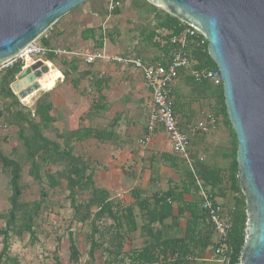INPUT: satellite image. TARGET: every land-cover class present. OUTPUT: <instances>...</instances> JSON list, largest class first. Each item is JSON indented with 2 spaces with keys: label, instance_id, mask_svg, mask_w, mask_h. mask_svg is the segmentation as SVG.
I'll return each instance as SVG.
<instances>
[{
  "label": "rangeland",
  "instance_id": "rangeland-1",
  "mask_svg": "<svg viewBox=\"0 0 264 264\" xmlns=\"http://www.w3.org/2000/svg\"><path fill=\"white\" fill-rule=\"evenodd\" d=\"M120 2L119 12L109 14L106 8L107 0H90L61 17L41 35L48 38V45L73 52L72 54L53 56L52 60H47L46 56L32 57L29 65H27L28 62L26 63L23 60V67L30 66L33 68L35 66L36 68L33 70L39 68L43 62L49 61L48 67L50 69L52 67L55 80H59V82L55 83V87L50 90H35L27 96V99L23 100L18 98L17 91L12 86L17 81L18 74L15 76L14 82L10 84L11 90L19 100V106L16 108L24 113L29 111L31 118L33 117L32 113L37 99L43 93H49V99L55 104V107L51 110L54 121L48 124L46 128L41 126L42 133L49 139L61 143L62 136H60V133L67 132L75 126L92 129L102 128L104 124L111 126L115 115L111 118L110 114L121 106L112 103L113 109L104 113L99 109V111L90 110L92 108L89 105L92 106L96 103L97 106H100L103 102L101 100L102 96L99 95L96 89H86L85 86L87 85L88 87L90 85V78L82 79V83H77L78 87L72 86L73 81L78 77V71L90 69L96 63H105L107 69L111 68L108 71L114 74V95L120 96L123 91H128L123 97L128 98L134 95L135 86L130 84L129 88H123L131 80V78L128 79L126 77V75H130L132 70L129 65L110 59H103L104 61L96 60L92 64H86L85 62V53H91L96 48H103V45L100 44L101 37H103L102 25L105 26V53L107 56L114 54L136 55L148 61H158L163 58L162 47L153 44V41L149 39V32L160 29L158 24L161 19L160 15H162L161 10L165 11V9L162 6L154 5L156 7L154 10L146 4L137 7L132 4V0H120ZM137 2L142 3V0H137ZM88 28L93 29V32L85 37L83 32ZM40 37L36 41L44 45ZM7 66L5 64L0 65V75ZM182 75L178 77L173 87L174 95L176 96V105H174L177 108L175 114L179 124L184 117L187 118L188 125L195 123L207 114H213L218 118L216 129L210 133L199 135L200 137L196 141L197 148L201 154L198 152L192 153L190 150L191 157L195 160V163L199 162L205 165L207 164V159L211 156L216 155L219 158L222 156L223 165L226 167L225 173H223L225 178L231 158V149L234 147L232 132L227 126L223 115L219 112L217 101L214 98L207 97L201 87L197 88L186 80V76ZM82 87L85 88L82 89ZM63 102L71 104L74 111H78L83 107L81 115H79L80 118L75 115L70 120L68 114H63L61 108ZM84 108H86V111ZM148 111L149 108L146 112V119ZM33 119L37 121L36 118L33 117ZM17 132L18 126L15 121L9 113H5V116L0 119V150L4 155L18 160L21 164L20 183L22 185V194L20 201L32 203L39 199L42 200L39 213L35 217L34 237L32 238L26 232L20 237L11 236L9 238L10 255L15 257L19 264H56V262L58 264H130L131 252L141 249L145 243L151 241L146 232L141 230V224L144 223V220L138 215H136L138 217L137 229L131 233H126V225L121 218L120 208L126 204V199H129L130 192H124L120 188L108 191V196L111 203H113L114 209H119V222L116 224L108 216L96 221L98 232L93 236L96 246L95 251L91 254V223L89 219L83 222L79 221L70 206L69 192L66 187L67 181L63 176L66 173L65 163L62 161L45 162L39 157L42 179L40 183L34 181L28 173L30 163L25 156L24 146ZM187 134L191 144V139L196 134L192 135L189 131H187ZM101 147V144H96L91 139L83 140L74 143L73 153L75 156L83 157L89 165L95 167V162H102L99 157L102 153ZM166 149L170 157H175L177 161L182 162V159L175 156L170 150L168 141ZM200 155L201 157H199ZM198 169L200 168L198 167L196 170ZM47 173L55 176L57 184L51 185L48 182ZM88 173L89 171L87 170L86 174ZM93 174L97 182L95 183L96 186L104 188L102 183L106 180V170L97 168ZM9 179V171L2 169L0 165V214L5 213L9 208ZM89 192L88 188L78 189L75 196L76 201L86 203ZM42 193L46 195L42 197ZM94 209L95 207H92V211ZM3 225L4 219H0V226ZM116 231L124 234L121 250L117 248ZM69 232L72 233L79 252L77 261H72L69 258ZM157 240L159 241V238ZM1 247L2 243L0 242V250ZM206 251L211 252L210 256L214 261H199L197 260L198 257L194 256L195 259L190 263L219 264L215 261L213 249L210 248Z\"/></svg>",
  "mask_w": 264,
  "mask_h": 264
},
{
  "label": "trees",
  "instance_id": "trees-1",
  "mask_svg": "<svg viewBox=\"0 0 264 264\" xmlns=\"http://www.w3.org/2000/svg\"><path fill=\"white\" fill-rule=\"evenodd\" d=\"M132 4L137 7L146 4L148 7L154 10L156 9V7L147 0H142V3H138L137 0H132ZM118 12V9L114 11V13ZM161 12L162 15H160L159 27L173 33L178 32L181 29L180 20L171 16L166 11L161 10ZM91 32H93V29L88 28L83 33L84 36L87 37ZM153 36L154 31L149 32V39L152 41ZM40 39L42 44L48 46L47 37L41 36ZM153 44L157 46L160 45L154 41ZM161 47L163 50V58L159 60L165 62L164 58L167 57L169 46L164 44L161 45ZM190 58L194 67L209 68L215 66L207 53V44L202 49L191 51ZM46 59L52 60L53 55L47 54ZM22 66L23 61L16 60L5 67L1 72L0 119L5 116V113H9L18 126L17 134L24 146L25 156L30 163L28 173L34 181L40 183L42 179L40 162L38 160L39 157L45 162L62 161L65 163L66 173L63 176L67 181L66 187L69 192L70 206L74 210V215L79 221L83 222L89 219L91 223L90 253L92 254L96 246L93 236L98 232L96 221L108 216L117 224L120 218L118 215L119 209H114L113 203H111L106 190L95 186L91 173L86 174V171L90 169L89 164L83 157L74 155L73 145L75 142L83 141L91 137L97 140H108L111 137V132L103 129L92 130L91 128L78 127L74 130L60 133V136H62L61 143L46 137L42 133L41 126L42 128H46L48 124L54 121L50 113L53 109V104L49 99V93H43L35 103L32 115L37 121H35L33 117H30L31 113L29 111L24 113L16 108L19 106V100L11 90L10 84L14 82L15 76L21 72ZM101 82L97 84L100 85ZM189 82L197 88L201 87L207 97L214 98L217 101L219 112L223 115L227 126L232 132L234 147L231 149V158L227 167L226 177L224 178V172L221 168L214 166H209L207 168L202 167L195 171L204 188L208 189L214 198L216 196H226L230 194L233 199V208L230 211L232 226L229 232L228 245L230 248L231 261L236 262L240 257L244 245L247 221L245 197L239 187V179L237 176L236 137L226 114L222 87L214 86L206 81L200 84H194L190 80ZM72 84L74 87L77 86L76 82ZM170 158L171 160H175V157ZM0 165L2 169L8 170L10 173L9 208L5 213L0 214V219H4V225L0 226V242L2 243L0 264H19L18 260L10 255L9 238L11 236L20 237L24 232L29 233L32 238L34 237L33 227L35 224V217L39 213L42 199L33 201L32 203L21 202L22 185L20 183V162L4 155L0 150ZM189 174L193 183L196 185L193 173L189 171ZM46 178L51 185L57 184L55 176L47 173ZM80 188H88L90 191L86 203L76 201L75 196ZM42 194V197L46 195L45 193ZM131 195L134 197L135 205L138 207L144 220L141 230L146 232V235L150 237L151 241L145 243L141 249L131 252L130 264H191L190 262L195 259L194 256L203 258V254L206 250L210 248L213 249L211 233L201 237L195 235L194 226L197 217L195 212L191 210L192 219L187 223L182 238L166 237V239L161 242L158 241V232L153 231L151 225L155 222L160 223L167 217H172V207L168 201L170 200V194L165 193L160 196L153 195L152 202L149 201L148 198L141 199L136 191H132ZM92 207H95L94 211H92ZM120 214L123 223L126 225V233L135 231L137 229V223L134 219L133 206H122L120 208ZM123 236L124 234L116 231V244L119 250L122 249ZM68 242L69 258L72 261H77L79 252L71 232L68 233ZM56 264L58 263L56 262Z\"/></svg>",
  "mask_w": 264,
  "mask_h": 264
},
{
  "label": "water",
  "instance_id": "water-1",
  "mask_svg": "<svg viewBox=\"0 0 264 264\" xmlns=\"http://www.w3.org/2000/svg\"><path fill=\"white\" fill-rule=\"evenodd\" d=\"M90 0H0V65L57 20ZM200 30L222 75L223 101L236 137L239 187L246 203L240 264H264V0H147ZM30 66L17 81L33 73ZM45 79L17 89L23 99ZM20 90V91H19Z\"/></svg>",
  "mask_w": 264,
  "mask_h": 264
},
{
  "label": "crops",
  "instance_id": "crops-1",
  "mask_svg": "<svg viewBox=\"0 0 264 264\" xmlns=\"http://www.w3.org/2000/svg\"><path fill=\"white\" fill-rule=\"evenodd\" d=\"M48 46L53 47L52 45ZM105 47L106 45L104 46V52ZM99 49L101 48H96L95 50ZM120 56L139 57L127 54H122ZM106 57L111 56L106 55ZM164 59H167V57ZM97 60L104 61L103 59ZM94 62H96V60ZM129 66L132 70L130 71V75H126V77L128 79L131 78V80H129L130 83L127 82L123 88H129L131 84L132 86H135V90L133 91L134 95L128 98L123 97L128 91L121 92L120 94L122 95L120 96L114 95V74L108 71L111 68L107 69V65L105 63H96L94 66L90 67V69H82L81 71H78V77L73 81L76 82L77 85V83L83 82L82 79L90 78V85L88 87L86 85V89H96L99 95L102 96L101 100L103 102L100 106H97L96 103L92 105L93 107L89 105L90 108H92L90 110H102L104 113L105 111L113 109V106H111L112 103L121 105L119 108H116L112 114H110L111 118L115 115L111 126L104 124L102 128H91L92 130L103 129L110 131V139L97 140L93 137L86 139V141L91 139L92 141H95L96 144H101L102 146V153L99 156L102 162H95L96 164L98 163V165L95 164V167L89 165L90 169L88 171L92 175V180L94 184L97 183L93 173L95 172V169L102 168L103 170H106V180L102 183L104 187L102 189L108 192L110 190L120 188L124 192H130V196L128 197L129 199H126V204L123 206H133L134 219L136 223L138 221V217L136 215H138L141 219L143 218L138 207L135 205V199L131 195L132 191H136L141 199L148 198L151 202L153 201V195L160 196L165 193L170 194V200L168 201L172 207V217H167L160 223L155 222L151 225L152 230L158 232L157 238H159L160 242L166 239V237L182 238L184 236L187 223L192 219L191 211H194L197 217L194 226L195 235L198 237L207 235L208 233H211V225L201 209L200 193L198 187L190 178L189 171L191 170L185 162H179L176 158L175 160H171L166 149L168 140L164 131L161 128H157L152 135L151 140L145 144L146 146H143L139 142L144 134L143 131L147 123L146 112L150 107L151 97L148 89L144 85L140 71L133 68L131 65ZM188 79L190 80L189 77H186V80ZM57 82H59V80ZM98 82H101L100 85L97 84ZM72 86L74 87L73 84ZM53 87H55V84ZM85 87H82V89ZM173 87L174 85L172 86L171 96L174 104L176 105V96L174 95ZM52 104L54 108L55 104L53 101ZM61 108L63 110V114H68L69 119L72 120L71 118L75 115L80 118L79 115H81V109L83 107H81L78 111H74L71 104L63 102ZM84 110L86 111V108H84ZM175 112H177L176 107ZM181 120L184 121V123L180 121V128L185 133H187V131L190 132V125L187 124V118L184 117ZM76 128H78V126L72 127L69 130H74ZM199 137L200 136L197 134L191 139L189 151L191 150L192 153H200V150L196 145V141H198ZM199 157H201V155ZM220 157L221 158L216 157V155L211 156L207 159V164L202 165V163L197 162L194 163V167L207 168L209 166H214L221 168L225 173L226 167L223 165L224 160L222 159V156ZM215 198L223 205L227 212L232 210L233 199L230 194H227L226 196H216ZM142 225L143 224H141V226ZM210 253L205 251L204 257L200 259L197 258V260L214 261V259L211 258Z\"/></svg>",
  "mask_w": 264,
  "mask_h": 264
},
{
  "label": "built area",
  "instance_id": "built-area-1",
  "mask_svg": "<svg viewBox=\"0 0 264 264\" xmlns=\"http://www.w3.org/2000/svg\"><path fill=\"white\" fill-rule=\"evenodd\" d=\"M120 7V0H107L106 8L109 14ZM180 26L181 29L176 33L162 28L155 30L153 41L161 45L167 44L169 46L167 59H164L165 62L162 60L146 61L135 56L114 55L106 57L104 52V46L106 45L104 25H102L103 37L101 38L103 48L91 53H85L84 59L86 63L90 64L97 59L108 58V60L131 65L140 71L144 85L150 93L151 102L147 114L145 131L139 142L142 145L147 144L157 128H161L164 131L170 150L188 165L194 175L201 197V209L211 225V242L215 261L219 264H240L239 259L236 262H232L230 256V248L228 245L229 232L232 226L230 212H227L223 205L211 195L210 191L204 188L201 180L196 175V169L194 167L195 160L192 159L189 151V136L180 128L174 111V101L171 96L172 86L181 74L189 77L190 81L194 84H200L206 81L218 87H222V75L216 66L209 68L193 66L190 58L191 51L204 48L207 40L203 33L196 27L184 22H181ZM72 53L65 49L41 45L34 40L25 46L15 58L4 64L7 66L17 59L24 60L27 63L32 57L46 56L47 54L61 56ZM23 68L22 66L21 69ZM217 123V117L213 114H207L191 124L189 129L192 135H204L214 131Z\"/></svg>",
  "mask_w": 264,
  "mask_h": 264
},
{
  "label": "bare ground",
  "instance_id": "bare-ground-1",
  "mask_svg": "<svg viewBox=\"0 0 264 264\" xmlns=\"http://www.w3.org/2000/svg\"><path fill=\"white\" fill-rule=\"evenodd\" d=\"M29 61L30 60L27 61L28 62L27 65L30 64ZM49 64H50L49 61L43 62V64L39 68L33 70L34 74H31L28 77L24 78L23 80H20V81L16 82L15 87L17 89H24L25 85L30 84V83H32L35 80L37 81V79H39V77H41V78H44L45 81L40 86V89H46V90L52 89L54 84L56 83V80L54 78L53 70L48 67ZM27 96L28 95L24 96L23 100L27 99L28 98Z\"/></svg>",
  "mask_w": 264,
  "mask_h": 264
}]
</instances>
